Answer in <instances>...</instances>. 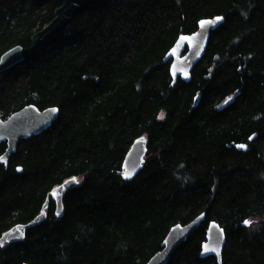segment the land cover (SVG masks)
I'll return each mask as SVG.
<instances>
[{"label": "trees", "instance_id": "trees-1", "mask_svg": "<svg viewBox=\"0 0 264 264\" xmlns=\"http://www.w3.org/2000/svg\"><path fill=\"white\" fill-rule=\"evenodd\" d=\"M58 6L0 0V57L29 48ZM215 16L224 22L191 80L172 85L168 51ZM31 104L60 114L0 163V237L57 185L80 184L61 217L51 199L23 241L0 247V264H146L172 226L201 213L168 264H219L200 256L212 220L226 231L222 264H264V0H101L59 44L0 74V119ZM142 136L144 168L125 180Z\"/></svg>", "mask_w": 264, "mask_h": 264}, {"label": "water", "instance_id": "water-1", "mask_svg": "<svg viewBox=\"0 0 264 264\" xmlns=\"http://www.w3.org/2000/svg\"><path fill=\"white\" fill-rule=\"evenodd\" d=\"M59 6L55 10L53 20L35 32L31 38V46L25 48L21 45L12 47L4 52L0 57V74L13 66L25 62L32 58L41 48L50 49L61 41L63 31L74 20L82 15L86 10L98 4L101 0H55ZM224 22L223 16L205 18L199 21L198 29L191 34H182L176 40L172 48L168 51L165 60L171 61L170 73L172 85H175L178 78L189 82L192 78V71L196 64L204 57L212 33ZM232 99L226 101L229 104ZM199 102V97L195 99L194 106ZM55 109V111H53ZM60 109L51 106L44 110L31 104L13 113L10 117L0 119V144L6 142V150L0 155V163L8 164L10 156L17 151L21 140L39 135L48 130L57 120ZM255 136L251 137L253 139ZM149 153L146 136L139 137L134 141L128 151L124 163L122 177L125 180H132L144 168L146 156ZM18 172H23V167L17 168ZM130 174L126 179L125 174ZM80 180L72 177L52 189L46 199L40 213L27 223H18L8 229L0 237V244L4 247L7 244L23 241L27 230L41 223L47 218V209L51 199L56 204V215L61 217L64 213V198L66 193L78 186ZM206 220V214L201 213L194 220L186 224H175L167 233L162 249L154 254L146 264H168L181 244L186 242L190 235L197 230ZM248 225V224H247ZM22 233V235H21ZM226 231L224 227L215 220L208 224L206 240L201 247L200 256L207 258L216 257L219 264L223 261V252L226 245Z\"/></svg>", "mask_w": 264, "mask_h": 264}, {"label": "snow or ice", "instance_id": "snow-or-ice-1", "mask_svg": "<svg viewBox=\"0 0 264 264\" xmlns=\"http://www.w3.org/2000/svg\"><path fill=\"white\" fill-rule=\"evenodd\" d=\"M53 111H55V109H53ZM125 178H126V179L130 178V174L126 173V174H125ZM245 223H247V221H246ZM21 235H22V233H21ZM0 246H2V244H0Z\"/></svg>", "mask_w": 264, "mask_h": 264}, {"label": "rangeland", "instance_id": "rangeland-1", "mask_svg": "<svg viewBox=\"0 0 264 264\" xmlns=\"http://www.w3.org/2000/svg\"><path fill=\"white\" fill-rule=\"evenodd\" d=\"M163 117H164V114L162 113L161 118H163Z\"/></svg>", "mask_w": 264, "mask_h": 264}, {"label": "bare ground", "instance_id": "bare-ground-1", "mask_svg": "<svg viewBox=\"0 0 264 264\" xmlns=\"http://www.w3.org/2000/svg\"><path fill=\"white\" fill-rule=\"evenodd\" d=\"M33 36V35H32ZM11 244V243H10Z\"/></svg>", "mask_w": 264, "mask_h": 264}]
</instances>
